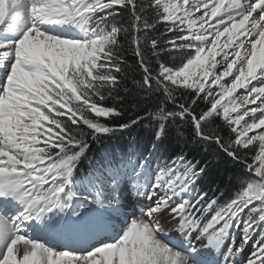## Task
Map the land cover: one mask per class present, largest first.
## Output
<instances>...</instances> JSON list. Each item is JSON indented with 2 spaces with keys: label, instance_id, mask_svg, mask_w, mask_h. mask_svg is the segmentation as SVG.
<instances>
[{
  "label": "snow or ice",
  "instance_id": "snow-or-ice-1",
  "mask_svg": "<svg viewBox=\"0 0 264 264\" xmlns=\"http://www.w3.org/2000/svg\"><path fill=\"white\" fill-rule=\"evenodd\" d=\"M0 264H264V0H0Z\"/></svg>",
  "mask_w": 264,
  "mask_h": 264
},
{
  "label": "trees",
  "instance_id": "trees-1",
  "mask_svg": "<svg viewBox=\"0 0 264 264\" xmlns=\"http://www.w3.org/2000/svg\"><path fill=\"white\" fill-rule=\"evenodd\" d=\"M126 21H127V17H124L121 22H126ZM158 27L160 28V32L164 31V28L162 26L158 25ZM165 59L171 65V63L174 62L177 58L173 56H167ZM128 60H129V63H132L133 58L130 52L128 53ZM137 78H138V75H137ZM130 83H131V80H129V84ZM201 107H203V105H201ZM126 118L127 117H125V119ZM185 132H187V129H185ZM149 135H150L149 130L143 129V128H138L132 133V136L140 137L141 144H143L145 138ZM130 139H131V136L121 135L117 133L116 136L105 139L102 144L94 145L89 155L92 156L93 158H96L99 149H103L104 151H108V152L115 151L119 153L122 150V148L126 146L127 142ZM170 143L172 144L173 147L177 148V150H179V148L184 147L183 143H178L174 130L172 131L171 136H170ZM188 147L191 148L193 147V145L189 144ZM184 150L187 151L188 149L185 148ZM209 159L212 163L211 177L215 178L217 180V183H220V181H223V188L225 190L239 183L243 176L248 175L247 173L244 172V169L238 168L229 163H224L218 159H213L211 155H209Z\"/></svg>",
  "mask_w": 264,
  "mask_h": 264
},
{
  "label": "rangeland",
  "instance_id": "rangeland-1",
  "mask_svg": "<svg viewBox=\"0 0 264 264\" xmlns=\"http://www.w3.org/2000/svg\"><path fill=\"white\" fill-rule=\"evenodd\" d=\"M137 199L138 198L134 195L129 196V193L127 191L123 192L121 195V203L125 205V211L129 213L136 211L138 215L139 214L138 210L142 207V205L136 203Z\"/></svg>",
  "mask_w": 264,
  "mask_h": 264
},
{
  "label": "bare ground",
  "instance_id": "bare-ground-1",
  "mask_svg": "<svg viewBox=\"0 0 264 264\" xmlns=\"http://www.w3.org/2000/svg\"><path fill=\"white\" fill-rule=\"evenodd\" d=\"M139 211V210H138Z\"/></svg>",
  "mask_w": 264,
  "mask_h": 264
}]
</instances>
